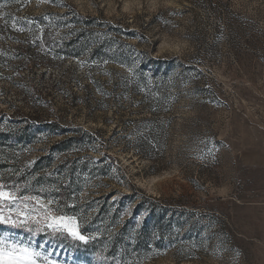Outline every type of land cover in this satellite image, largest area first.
Here are the masks:
<instances>
[{
  "label": "rangeland",
  "instance_id": "374dc122",
  "mask_svg": "<svg viewBox=\"0 0 264 264\" xmlns=\"http://www.w3.org/2000/svg\"><path fill=\"white\" fill-rule=\"evenodd\" d=\"M46 13L120 27L133 69L47 53L73 23ZM0 130V184L18 163L17 194L89 239L0 236L57 264H264V0H0Z\"/></svg>",
  "mask_w": 264,
  "mask_h": 264
},
{
  "label": "snow or ice",
  "instance_id": "6c2138e0",
  "mask_svg": "<svg viewBox=\"0 0 264 264\" xmlns=\"http://www.w3.org/2000/svg\"><path fill=\"white\" fill-rule=\"evenodd\" d=\"M0 184V225L10 229H22L33 236L47 233L53 239L70 236L87 243L88 237L80 231L76 217L61 214L39 196H19ZM52 253L38 251L28 244L13 240L9 235L0 236V264H57L50 259Z\"/></svg>",
  "mask_w": 264,
  "mask_h": 264
},
{
  "label": "trees",
  "instance_id": "16d2710c",
  "mask_svg": "<svg viewBox=\"0 0 264 264\" xmlns=\"http://www.w3.org/2000/svg\"><path fill=\"white\" fill-rule=\"evenodd\" d=\"M83 20V23H81L78 20ZM47 19L50 20L52 24L55 26L59 25H66L69 23H73V25H69L65 27L66 33L65 38L70 37L68 41H66L63 46H59L57 43H52L50 38L48 37V33H46V39L45 42L39 41L38 46L45 47L47 50V53H53V54H59V56H65V57H81L90 51V56H94L98 58L101 61H109V62H118L122 65H125L127 68H132V61L131 58L133 56L129 55L128 51L125 50H117L115 51V46H120L122 43H118V35L121 33V28L112 25L111 23L99 20L96 17H84L83 15L78 14L73 15L71 19L68 17V14L61 16V15H55L52 13H46L40 17H38V20L41 21L43 24H45V21ZM135 33V32H134ZM132 31L127 34L126 36H132L134 34ZM111 36L113 38L112 40L108 41H101L100 37L98 36ZM119 44V45H118ZM126 52V53H125ZM138 72H135L133 76H131L130 79L136 80L138 76ZM153 77L158 79V74H155L154 72L151 73ZM147 77L143 76L142 79H140L135 87L134 92L136 94L140 93V86L141 82L145 81ZM1 142H8L6 137L3 135V132L0 130V143ZM63 143H67L64 141ZM51 159L49 156H45L42 158L37 159V163L39 164L42 160ZM9 168V175L6 176L7 183L13 182L12 187L14 190L19 189L20 192H24L26 190V181L27 177L25 173L22 170V167L18 165V163L13 164H5L4 168ZM68 187L69 182L67 181H60L56 185L57 190V196L60 200L64 201L69 198L68 194ZM142 205L137 204L136 208L140 209L142 211Z\"/></svg>",
  "mask_w": 264,
  "mask_h": 264
}]
</instances>
